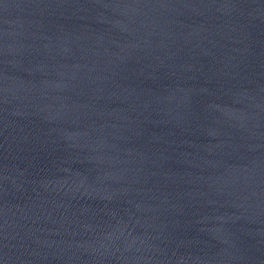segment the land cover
<instances>
[{
    "label": "water",
    "instance_id": "obj_1",
    "mask_svg": "<svg viewBox=\"0 0 264 264\" xmlns=\"http://www.w3.org/2000/svg\"><path fill=\"white\" fill-rule=\"evenodd\" d=\"M0 264H264V0H0Z\"/></svg>",
    "mask_w": 264,
    "mask_h": 264
}]
</instances>
